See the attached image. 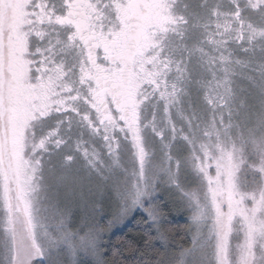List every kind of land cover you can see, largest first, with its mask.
<instances>
[{
	"label": "snow or ice",
	"instance_id": "snow-or-ice-1",
	"mask_svg": "<svg viewBox=\"0 0 264 264\" xmlns=\"http://www.w3.org/2000/svg\"><path fill=\"white\" fill-rule=\"evenodd\" d=\"M80 161L160 239L175 190L191 246L129 256L74 222ZM133 260L264 264V0H0V264Z\"/></svg>",
	"mask_w": 264,
	"mask_h": 264
},
{
	"label": "rangeland",
	"instance_id": "rangeland-1",
	"mask_svg": "<svg viewBox=\"0 0 264 264\" xmlns=\"http://www.w3.org/2000/svg\"><path fill=\"white\" fill-rule=\"evenodd\" d=\"M122 161L128 167L129 171H131L132 165L130 157L127 154H122ZM73 169L76 183L73 188L61 190L59 197L60 205L61 207L71 208L76 213L73 217L76 223L79 222L81 215H83L85 205L87 206L86 211L89 214L102 217L101 223L105 227L103 233L104 242L114 230L119 229L127 223L135 212H141L147 218L144 211L140 208H132L127 215L117 218L115 213L118 201L116 192L113 189V179L109 178L107 181H104L95 174H89L84 169L82 161L74 165ZM120 179H123V177L120 176ZM155 201L159 204L162 212L167 210L172 213L185 214L189 227V213L183 208L179 200V194L175 190H169L162 186L156 193ZM93 209L96 210L95 213H93ZM109 221H112L111 225H109ZM188 234V245L186 247H180L179 249L191 246L190 231Z\"/></svg>",
	"mask_w": 264,
	"mask_h": 264
},
{
	"label": "trees",
	"instance_id": "trees-1",
	"mask_svg": "<svg viewBox=\"0 0 264 264\" xmlns=\"http://www.w3.org/2000/svg\"><path fill=\"white\" fill-rule=\"evenodd\" d=\"M164 239H160L156 229L150 228V221L141 212H135L131 219L119 229L114 230L105 243L113 250L119 249L125 255L131 256L122 245L138 246L145 248V240L149 236L154 237L149 243L153 249H159L161 252L167 251L168 254L177 252L180 247H186L189 243L188 221L183 213H172L167 210L163 212ZM151 251V249L149 250ZM138 257L139 254L137 253ZM135 264V260H133Z\"/></svg>",
	"mask_w": 264,
	"mask_h": 264
}]
</instances>
